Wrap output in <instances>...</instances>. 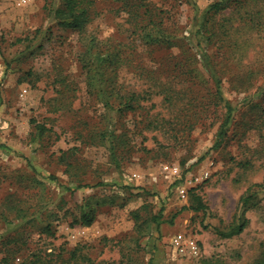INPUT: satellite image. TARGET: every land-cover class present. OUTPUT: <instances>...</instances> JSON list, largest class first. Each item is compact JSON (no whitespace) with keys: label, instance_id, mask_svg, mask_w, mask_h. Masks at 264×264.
<instances>
[{"label":"rangeland","instance_id":"374dc122","mask_svg":"<svg viewBox=\"0 0 264 264\" xmlns=\"http://www.w3.org/2000/svg\"><path fill=\"white\" fill-rule=\"evenodd\" d=\"M133 1L136 26L123 0H84L87 20L73 28L56 17L62 0H0L5 264L264 259V199L240 234H220L264 185V0ZM178 233L197 240V257L172 253Z\"/></svg>","mask_w":264,"mask_h":264},{"label":"trees","instance_id":"16d2710c","mask_svg":"<svg viewBox=\"0 0 264 264\" xmlns=\"http://www.w3.org/2000/svg\"><path fill=\"white\" fill-rule=\"evenodd\" d=\"M132 1L133 0H123L124 6L130 12V14L128 13L130 15V18H129L130 22L132 21L131 17H133L134 19L133 22H135L134 25L136 26L138 22L137 18H140L143 12L142 4H141L142 2H136V1L132 2ZM62 2L64 4V8L56 10V17L60 20L61 24L68 26V27H73V28L80 27L87 20L86 19L87 10L86 8L81 7V4L84 3V0H62ZM214 7L216 8L217 4H215ZM194 10H197V7H195ZM150 33L151 32H148L147 34H150ZM150 35L152 36V34ZM160 38L161 36L157 37V39H160ZM190 39L194 47L197 48L198 51L201 52V56H204L205 55L204 45L202 44L203 39L202 38L197 39L196 36L190 37ZM213 77H214L213 78L214 84L216 86V95H218L220 99H223L222 93L220 90V80L216 78L215 76ZM134 97L135 96L132 95L130 100H134ZM225 107L228 113L226 115V118L222 122L220 129L217 132V137L213 144V147H218L222 143L223 138L226 134V127L230 120V113H231L232 108L228 103L226 104ZM260 199H264V185L252 191L248 189L247 193L243 195L239 200L237 213L234 218V222L230 225L227 231L220 232V234H222L225 237H230L233 235L240 234L244 230L246 223H247L246 214H247L248 209L257 200H260ZM195 201H196V204L193 207V209L196 211H203L205 213V211L207 210V206L201 202V199L199 197H196ZM93 219H94V216H93L92 211L90 209L88 210L84 209L83 213L78 219V222L83 226H90ZM46 231H49V228H46ZM41 259H42L41 256L39 257L33 254L31 259L22 260L20 264H49V263L42 262ZM5 262H6L5 257L1 258L0 264H5ZM50 262L52 261L50 260ZM255 264H264V259L258 260Z\"/></svg>","mask_w":264,"mask_h":264},{"label":"built area","instance_id":"2783aa9c","mask_svg":"<svg viewBox=\"0 0 264 264\" xmlns=\"http://www.w3.org/2000/svg\"><path fill=\"white\" fill-rule=\"evenodd\" d=\"M23 2L29 0H21ZM166 169L176 175L178 173L177 167H169ZM178 195L181 198H185L186 191L184 188L178 190ZM169 246L173 254L178 258H194L200 254V248L197 244V240L192 236H185L184 234H174L169 240Z\"/></svg>","mask_w":264,"mask_h":264}]
</instances>
